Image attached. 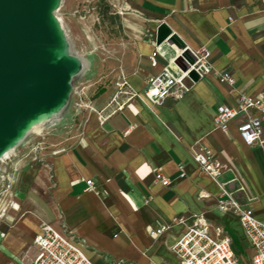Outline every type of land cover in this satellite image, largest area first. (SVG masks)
Instances as JSON below:
<instances>
[{
	"label": "crops",
	"instance_id": "crops-1",
	"mask_svg": "<svg viewBox=\"0 0 264 264\" xmlns=\"http://www.w3.org/2000/svg\"><path fill=\"white\" fill-rule=\"evenodd\" d=\"M107 1L126 39L116 63L118 81L124 77L136 96L114 98L110 92L92 101L93 109L106 117L103 121L88 112L72 125L71 117L78 116L64 112L73 128L64 126L47 138L49 146L39 157L17 158L21 170L14 174L12 206L0 218V264H31L33 239L45 224L71 232L92 264L103 256L131 264H176L168 249L197 214L222 225L228 236L230 231L239 236L244 249L237 218L214 211L220 188L194 162L198 146L231 169L245 191L240 201L252 199L247 206L264 222L262 149L245 146L235 122L225 133L213 123L216 105L235 108L240 90L251 97L264 89V0ZM161 23L191 50L205 48L211 68L232 76L235 86L209 74L177 102L153 105L146 100V80L167 64L164 55H154ZM37 141L34 137L28 143ZM180 164L184 178L179 177ZM157 170L170 179L169 187L154 182ZM88 180L93 191L87 190ZM231 185L229 192L236 189L229 190ZM199 192L210 198L198 200ZM161 224L168 229L153 240L149 232Z\"/></svg>",
	"mask_w": 264,
	"mask_h": 264
},
{
	"label": "built area",
	"instance_id": "built-area-1",
	"mask_svg": "<svg viewBox=\"0 0 264 264\" xmlns=\"http://www.w3.org/2000/svg\"><path fill=\"white\" fill-rule=\"evenodd\" d=\"M159 47H155L154 55L156 56L159 54ZM189 53L188 58H181L180 61L183 64L186 76L176 78L164 66L158 74L146 80L143 91L146 100L153 105L181 100L195 84V81L189 77L190 72H195L199 80H203L207 75L212 74L220 83H225L231 87L235 86L232 76L216 72L211 68L208 63L209 52L205 48L189 50ZM152 63L155 64L153 59ZM116 89V96L120 94L128 98L136 96L135 93L129 90L124 77H121L116 83ZM236 101L237 106L235 108L224 104L215 106L213 116L215 128L225 133L228 124L235 122L241 142L249 148H261L264 154V89L251 97L240 90ZM89 110L97 114L100 121L106 119L105 116H101V111L97 113L91 107ZM59 116L60 114L43 123L39 132H32L31 130L26 138L32 134L42 136L44 126L55 120L58 122ZM55 123L52 125L55 126ZM127 133L128 131L124 134ZM192 158L199 168L220 188V194L215 202L214 211L216 215L232 214L237 218L246 247L242 251H237L222 225L207 219L203 214H197L191 224L175 238L168 249L176 257V264H264V222L257 220L253 210L247 206L252 202V199L246 198V204L240 201L239 198L245 195V191L238 178L227 165L220 163L217 157L203 146H198L197 150L192 152ZM7 159L9 158L3 157L0 159V168ZM178 172L179 177L184 178L182 164L178 165ZM228 173L232 175L229 180L225 182L218 181ZM154 182L162 188L169 187L171 183L170 179L164 176L160 170L155 171ZM231 184H237V187L234 191L229 192L226 188ZM86 186L88 191L94 190L93 183L90 180L86 181ZM196 197L198 200H205L209 199L210 195L199 192ZM167 229L168 225H158L149 232L150 237L157 240ZM33 246L36 249V256L31 264H92L80 242L71 232L58 231L50 224L43 225L41 232L35 235ZM15 264L22 263L15 262ZM98 264L131 263L124 260L110 261L103 256Z\"/></svg>",
	"mask_w": 264,
	"mask_h": 264
},
{
	"label": "water",
	"instance_id": "water-1",
	"mask_svg": "<svg viewBox=\"0 0 264 264\" xmlns=\"http://www.w3.org/2000/svg\"><path fill=\"white\" fill-rule=\"evenodd\" d=\"M61 2L0 0V159L35 126L64 111L72 80L83 70L57 18ZM172 37L161 23L156 46ZM189 77L199 80L195 72Z\"/></svg>",
	"mask_w": 264,
	"mask_h": 264
},
{
	"label": "rangeland",
	"instance_id": "rangeland-1",
	"mask_svg": "<svg viewBox=\"0 0 264 264\" xmlns=\"http://www.w3.org/2000/svg\"><path fill=\"white\" fill-rule=\"evenodd\" d=\"M104 4L110 6L107 0H62L61 2L57 15L61 18L66 31L70 52L76 57L84 58L89 64L72 80V93L58 122L55 120L44 126L40 137L36 134L29 135L13 149L14 151L12 150L13 153L10 154L9 159L2 164L0 168V218L12 206V186L16 178H14V174H18L21 170L17 158L39 157V153L49 146L45 140L52 134H56L57 131L60 132L62 127L67 126L68 122L65 121L67 118L64 117V112H67V115L78 116L71 117V124L75 125L76 118L91 112L89 108H93L92 101L110 92L113 93L112 97L116 96L118 81L116 63L126 48V39L122 35L121 29H118L117 21L110 18L111 14H115L111 6L107 16H102ZM54 122H56L55 126L52 125ZM71 124L67 126L69 129L73 128ZM40 130L36 129L34 132ZM34 137L39 141L33 145L28 143ZM227 178L230 176H222L218 181L223 182L228 180ZM235 188L236 184H232L228 189L234 190ZM229 236L234 240L236 248L242 251L243 248L239 243L240 237L231 231Z\"/></svg>",
	"mask_w": 264,
	"mask_h": 264
},
{
	"label": "bare ground",
	"instance_id": "bare-ground-1",
	"mask_svg": "<svg viewBox=\"0 0 264 264\" xmlns=\"http://www.w3.org/2000/svg\"><path fill=\"white\" fill-rule=\"evenodd\" d=\"M57 18L60 21L62 28L64 29V26L62 24V20L59 17V15H57ZM167 26L169 27V25H167ZM64 31H65V29H64ZM65 34H66V31H65ZM172 35H173V37L171 40L165 41L158 48L159 54H157V56L158 55H160V56L164 55V57L166 58V61H167L166 68L169 71V73L176 78H180L181 76H186L185 70H183L184 69L183 64H182V62H180L181 58H184V55L189 53V50H191V49L189 48V46L184 42V40L178 34H176L175 32H172ZM78 58L82 62V65H83L82 71H84L86 69V67L88 66L89 62L87 60H85L84 58H81L79 56H78ZM41 128H42V124H39L32 129V132H34L36 129H41ZM11 153H13V152L10 151L9 153H7L4 156V158H8Z\"/></svg>",
	"mask_w": 264,
	"mask_h": 264
},
{
	"label": "trees",
	"instance_id": "trees-1",
	"mask_svg": "<svg viewBox=\"0 0 264 264\" xmlns=\"http://www.w3.org/2000/svg\"><path fill=\"white\" fill-rule=\"evenodd\" d=\"M109 9H110V6L108 4H104L103 5V9H102V16L105 17L107 16V14L109 13ZM110 18L112 20H115L117 21L118 23V29H121V22H120V18L117 14H111Z\"/></svg>",
	"mask_w": 264,
	"mask_h": 264
}]
</instances>
